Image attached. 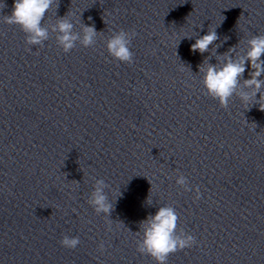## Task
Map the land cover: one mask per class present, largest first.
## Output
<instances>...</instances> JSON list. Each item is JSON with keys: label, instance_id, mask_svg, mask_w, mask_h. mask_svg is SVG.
Returning <instances> with one entry per match:
<instances>
[{"label": "clouds", "instance_id": "1", "mask_svg": "<svg viewBox=\"0 0 264 264\" xmlns=\"http://www.w3.org/2000/svg\"><path fill=\"white\" fill-rule=\"evenodd\" d=\"M4 7L6 5L3 4L2 8ZM53 7L56 15L59 0H14L11 14L4 15L3 22L10 26H18L25 34L27 46L42 48L44 43L52 37V34H55V41L65 54L76 48L77 44L86 48L96 44L97 38L102 35V32H98L94 24H84L81 16L77 22L80 24L79 31L76 30V23L69 19L71 15L69 12L62 17H57L54 24L47 23L46 14L52 11ZM219 26H209L207 34L199 36L195 39V43L191 44L190 50L193 53H209L198 65V73L202 74V84L206 90L205 94L217 100L219 105L226 110L230 101L235 98L239 99L246 107L249 104L251 106L259 105L260 110L264 111V59H261L264 56V34L251 36L245 42L246 48L237 50L239 41L238 44L220 54L217 49L227 41L228 37H224L221 43H216L221 39L216 31ZM200 28L202 29L203 26ZM136 35L134 30L120 29L113 32L105 41L109 55L121 63H134L135 54L131 50V44ZM183 38L192 39L193 36ZM213 58L216 63L210 62ZM184 66L182 63L181 71L184 70ZM248 66L251 69L248 72L250 78L245 79L244 74ZM188 68L190 69V67ZM258 94L259 98H257ZM92 179L94 180L93 190L87 202L97 215L104 214L106 216L109 230H111L113 220L110 219V216L114 210L115 202L109 199L110 185L104 179L94 177ZM176 184L186 192L193 190L187 177L183 174L177 176ZM195 193V199H200L201 193L198 187L195 188ZM147 203L152 204L149 198ZM178 222L179 214L171 205L161 206L154 215L149 214L146 219L139 222V231L135 232L139 237L136 242L137 252L150 256L156 264H168L171 254L193 247L196 244V238L192 234L186 233L183 228H178ZM80 243L79 236L64 235L60 241L62 247L73 250ZM98 248L103 252L104 243L101 242Z\"/></svg>", "mask_w": 264, "mask_h": 264}]
</instances>
